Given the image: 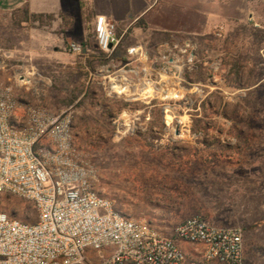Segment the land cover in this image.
Masks as SVG:
<instances>
[{
    "label": "rangeland",
    "instance_id": "1",
    "mask_svg": "<svg viewBox=\"0 0 264 264\" xmlns=\"http://www.w3.org/2000/svg\"><path fill=\"white\" fill-rule=\"evenodd\" d=\"M250 2V15L221 37H203L201 48L183 56L174 50V65L151 52L153 87L139 90L140 98L151 100L149 110L141 101L120 102L113 81L85 69L79 56L46 57L39 72H22L21 54L34 26L1 13L0 83L13 86L26 103L72 114L76 143L97 169L96 189L117 210L166 235L196 215L240 227L245 264H264V0ZM234 64L238 81L230 72ZM135 109L136 119H120ZM200 119L207 122L205 133ZM234 119L247 132L253 124L245 146L235 145L240 126ZM87 126L97 131L82 133ZM0 207L10 217L36 219L33 204L22 198L6 195ZM113 251L88 249L86 255L99 264Z\"/></svg>",
    "mask_w": 264,
    "mask_h": 264
},
{
    "label": "built area",
    "instance_id": "2",
    "mask_svg": "<svg viewBox=\"0 0 264 264\" xmlns=\"http://www.w3.org/2000/svg\"><path fill=\"white\" fill-rule=\"evenodd\" d=\"M223 31L217 27L214 36ZM122 39L112 20L96 18L94 40L108 58ZM82 49L69 47L78 54ZM97 179L94 163L76 143L71 113L26 103L13 86L0 83V200L19 197L36 212L29 222L0 209V264H93L88 249L110 248L99 264H245L242 228L196 215L166 235L117 210L96 189Z\"/></svg>",
    "mask_w": 264,
    "mask_h": 264
},
{
    "label": "crops",
    "instance_id": "3",
    "mask_svg": "<svg viewBox=\"0 0 264 264\" xmlns=\"http://www.w3.org/2000/svg\"><path fill=\"white\" fill-rule=\"evenodd\" d=\"M250 4V0H0V13L13 19L15 15L20 24L34 26L21 54L22 72H39L46 57L79 56L87 70V61L93 59V71L113 81V92L120 102L140 104L141 101L149 110L151 100L148 96L140 98L139 90L148 92L153 87L149 76L154 71L151 52L156 50L163 59L169 57L166 62L174 65L179 58L174 50L183 56L188 49L201 48L203 37H215L217 27L229 29L235 21L249 16ZM98 16L112 20L118 34L123 35L108 65H96L101 59L94 40ZM71 44L80 45L82 52H71ZM132 47L142 53L130 54L128 50ZM193 51L192 56L196 54ZM69 67H74L72 62ZM140 73L144 75L141 79ZM138 113L135 109L120 119L130 121ZM148 115L147 112L146 118ZM81 131L91 134L97 130L87 126Z\"/></svg>",
    "mask_w": 264,
    "mask_h": 264
},
{
    "label": "trees",
    "instance_id": "4",
    "mask_svg": "<svg viewBox=\"0 0 264 264\" xmlns=\"http://www.w3.org/2000/svg\"><path fill=\"white\" fill-rule=\"evenodd\" d=\"M26 13H27V11H26ZM14 19H15V15H14ZM99 55L101 56V59H99L98 61H96L97 63L96 64H100V65H102V64H106V63H108L109 61H110V59L111 58H108L107 56H106V54L104 53V52H102L100 49H99ZM93 62H95V60H88L87 61V66H88V68L89 69H91V70H95V68H94V63ZM230 72H232L234 75H235V80L236 81H238L239 79H240V67L237 65V64H234L233 66H232V68H231V70H230ZM203 107H204V109L206 110L207 109V107H205V104H203ZM235 113V112H234ZM234 123H235V125L236 126H240V128H239V134L236 136L237 137V142H236V146L237 145H239V144H241L242 143V145L243 146H245L247 143H249L250 141V138H251V134L253 133V131H254V128H253V124H252V122H248V132H247V130H245V128H244V124H241L240 125V120L238 121L237 119L235 120L234 119ZM199 122H200V132H206V130L208 129V126H207V122H202V120L200 119L199 120ZM248 136V137H247ZM213 143V142H212ZM234 145V147L233 148H235L236 146ZM241 145V147H243ZM173 150H175V149H171V151H173ZM240 153V152H239ZM0 209H2L1 207H0ZM12 215H14V214H12ZM253 249V248H252ZM248 250H251V248L250 249H248Z\"/></svg>",
    "mask_w": 264,
    "mask_h": 264
}]
</instances>
